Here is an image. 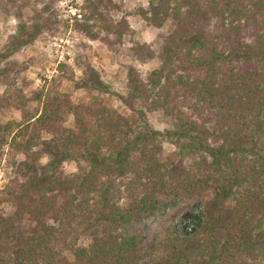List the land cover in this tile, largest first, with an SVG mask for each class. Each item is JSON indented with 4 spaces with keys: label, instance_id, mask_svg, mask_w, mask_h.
Listing matches in <instances>:
<instances>
[{
    "label": "trees",
    "instance_id": "16d2710c",
    "mask_svg": "<svg viewBox=\"0 0 264 264\" xmlns=\"http://www.w3.org/2000/svg\"><path fill=\"white\" fill-rule=\"evenodd\" d=\"M147 5L140 20L172 28L158 51L132 45L159 61L143 78L127 74L132 115L96 96L75 103L60 79L34 89L2 63L14 49L0 57V160L7 149L12 165L0 264H141L154 255L150 264H264V0ZM120 10L115 0H86L72 29L120 44L133 34ZM49 16L43 27L57 30L56 11ZM39 28L21 23L16 41ZM152 113L172 117L171 128L154 129ZM201 189L211 192L208 207L143 251L130 227Z\"/></svg>",
    "mask_w": 264,
    "mask_h": 264
},
{
    "label": "rangeland",
    "instance_id": "374dc122",
    "mask_svg": "<svg viewBox=\"0 0 264 264\" xmlns=\"http://www.w3.org/2000/svg\"><path fill=\"white\" fill-rule=\"evenodd\" d=\"M85 1L17 0L13 7L8 8L1 4L0 57L15 50L2 63L9 61L11 65H15L21 72L20 81L24 79L34 89L46 88L53 79H60V90L69 94L73 102L87 103L96 96L106 108L122 115H132L139 108L128 97L127 74L143 78L159 65L157 59L135 55L132 45L135 42L147 44L158 51L172 25L167 24L162 29H157L140 20L136 13L139 9H147L148 0H115L121 5L120 11L126 16L132 36H127L122 43L114 45L92 42L75 32L71 26L74 18L79 19ZM52 10L56 11L60 21L55 24L57 30H49L53 26L48 22L46 26L42 25L44 19L50 17ZM64 21L69 24L67 30L62 25ZM21 23L27 27L40 28L32 29L34 37L26 39L24 36L23 43L19 45L15 34ZM60 64L64 65L61 71ZM2 90L0 85V92ZM12 117L19 119L17 115ZM147 118L149 124L159 131L171 128L173 123L172 117L167 118L161 113L148 114ZM6 150L0 160V211L3 213L12 211V199L7 187L12 175V165L8 164L10 156ZM165 150L171 152L172 147L165 145ZM45 163L46 160H43L42 164ZM66 169L72 170L74 166L66 165ZM211 196L209 190L201 189L198 196L176 202L163 214L148 215L140 223L132 225L130 230L142 235L141 249L146 251L155 245L164 231L181 229L183 225L190 223L194 214L208 207ZM156 258L154 255L144 259L141 264H150Z\"/></svg>",
    "mask_w": 264,
    "mask_h": 264
}]
</instances>
